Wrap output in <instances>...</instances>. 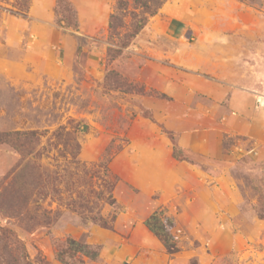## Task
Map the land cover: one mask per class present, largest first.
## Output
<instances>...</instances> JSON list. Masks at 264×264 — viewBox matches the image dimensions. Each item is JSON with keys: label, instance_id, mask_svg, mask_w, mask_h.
Returning <instances> with one entry per match:
<instances>
[{"label": "rangeland", "instance_id": "rangeland-1", "mask_svg": "<svg viewBox=\"0 0 264 264\" xmlns=\"http://www.w3.org/2000/svg\"><path fill=\"white\" fill-rule=\"evenodd\" d=\"M58 1L0 0V264H264V0H154L131 39L134 0Z\"/></svg>", "mask_w": 264, "mask_h": 264}, {"label": "trees", "instance_id": "trees-1", "mask_svg": "<svg viewBox=\"0 0 264 264\" xmlns=\"http://www.w3.org/2000/svg\"><path fill=\"white\" fill-rule=\"evenodd\" d=\"M66 2V0L58 1L57 13L58 15H60V18L58 19V26L64 29H72L73 31H78V24L75 18V14ZM134 2L142 9V15H137L134 17L132 33L127 39L134 38L141 32V30L145 27L148 21L147 16H153L157 14V10L160 5L159 2H156L154 0H134ZM119 25L121 24L118 15L112 16L110 21V27L112 29H116ZM80 51L81 46L78 47V52ZM81 131L85 133L88 132L89 126L84 124L81 128ZM170 138L172 139V141L174 140L172 136H170ZM173 157L179 161L187 160L182 152V149L175 144L173 149ZM260 217L264 218V213H261ZM175 225L176 223L174 218L168 215L165 210L155 211L145 221V226L147 227V229L162 242L169 254H176L180 251V247L173 234V229L175 228ZM7 232V230L2 231L3 234H6ZM4 238H6V236H4ZM67 246V256H65L64 253L59 255V259L66 264H70V260H68L69 255H71L73 258L76 255L80 254L90 258L91 260H96L99 257V251L93 249L90 245L86 243L70 239L68 241ZM4 261L5 264L15 263V260Z\"/></svg>", "mask_w": 264, "mask_h": 264}]
</instances>
